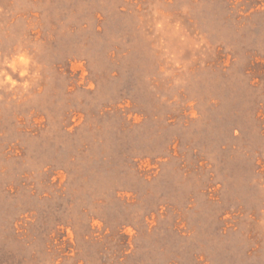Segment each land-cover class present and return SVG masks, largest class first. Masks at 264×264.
I'll list each match as a JSON object with an SVG mask.
<instances>
[{
    "label": "rangeland",
    "instance_id": "rangeland-1",
    "mask_svg": "<svg viewBox=\"0 0 264 264\" xmlns=\"http://www.w3.org/2000/svg\"><path fill=\"white\" fill-rule=\"evenodd\" d=\"M0 264H264V0H0Z\"/></svg>",
    "mask_w": 264,
    "mask_h": 264
},
{
    "label": "clouds",
    "instance_id": "clouds-1",
    "mask_svg": "<svg viewBox=\"0 0 264 264\" xmlns=\"http://www.w3.org/2000/svg\"><path fill=\"white\" fill-rule=\"evenodd\" d=\"M19 62H20L21 64H26V63H27V62L24 60L23 57L19 58ZM9 67H13V68H14V64H13V65H9ZM26 74H27L26 72H22V73H21L22 76H23V75H26Z\"/></svg>",
    "mask_w": 264,
    "mask_h": 264
}]
</instances>
